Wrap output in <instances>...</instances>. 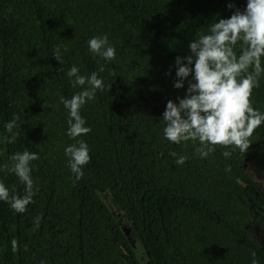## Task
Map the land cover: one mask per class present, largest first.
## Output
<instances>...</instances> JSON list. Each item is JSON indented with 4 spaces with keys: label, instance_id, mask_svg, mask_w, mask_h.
Instances as JSON below:
<instances>
[{
    "label": "trees",
    "instance_id": "16d2710c",
    "mask_svg": "<svg viewBox=\"0 0 264 264\" xmlns=\"http://www.w3.org/2000/svg\"><path fill=\"white\" fill-rule=\"evenodd\" d=\"M229 2L244 6V0H0V135L14 114L21 125L13 143H0V165L14 152L38 154L26 210L16 213L0 201V264H125L131 240L100 196L105 189L138 230L152 264H250L253 253L264 264V252L246 235L252 213L237 181L247 179L236 167L240 151L217 145L200 158L191 141H166L160 126L166 101L184 95L172 87L174 68L165 73L176 55L188 53L189 39L230 15ZM101 35L116 50L107 63L88 50L87 41ZM58 45L60 64L52 57ZM99 64L103 88L80 109L91 130L70 138L61 98L80 88L67 70L75 65L87 76ZM249 99L264 112V73ZM249 139V153L264 158V123ZM78 140L90 159L76 179L64 149ZM225 150L234 154L225 157ZM172 152L185 155L184 163L176 164ZM0 182L10 194H24L14 173L0 170Z\"/></svg>",
    "mask_w": 264,
    "mask_h": 264
},
{
    "label": "clouds",
    "instance_id": "9594fccd",
    "mask_svg": "<svg viewBox=\"0 0 264 264\" xmlns=\"http://www.w3.org/2000/svg\"><path fill=\"white\" fill-rule=\"evenodd\" d=\"M228 17H218L208 24L207 31L188 40V53L176 55L174 63L165 75H171L174 68V89H184L183 97L175 101L169 99L160 115L164 122L163 137L169 143L181 144L192 141L194 152L205 158L215 150V146L230 147L231 151L244 152L249 147V138L254 129L264 123V112L254 108L249 97L252 89L264 73V0H244L241 9L229 2ZM88 50L94 57L105 63L115 57V48L109 43L107 35L93 36L87 41ZM62 53L60 46L52 51V57L59 64ZM104 64L98 71L81 75L77 66L72 65L66 75L73 87L80 91L71 98H61L67 110L66 135L80 137L91 129L85 125L80 114L81 107L94 98L97 90L103 88ZM186 84V87H185ZM18 116L4 123V134L0 143H13L20 134ZM68 166L76 179L82 174V166L89 161V150L83 140L70 144L64 149ZM229 150L222 155L228 157ZM175 163L180 165L185 155H177ZM38 154L27 150L14 152L8 163L0 165V170L14 173L24 186V194H10L9 188L0 182V201L9 204L16 213H23L34 195L31 162ZM15 248L16 241H11ZM250 264H258L255 253Z\"/></svg>",
    "mask_w": 264,
    "mask_h": 264
},
{
    "label": "flooded vegetation",
    "instance_id": "af4514ba",
    "mask_svg": "<svg viewBox=\"0 0 264 264\" xmlns=\"http://www.w3.org/2000/svg\"><path fill=\"white\" fill-rule=\"evenodd\" d=\"M160 126L162 128L164 127V122L162 121L161 117H160ZM249 141H250V139H249ZM190 144H195V143L191 141ZM251 148H252V146L249 145V147L244 152H240L242 155V158H238L236 160V167L241 171L242 175H245L247 178L245 180H241V179L237 178V181L242 185V187L245 189V191H247L249 194L248 204H249V208H250V211L252 214H251L250 220H249L250 223L246 227L247 231H248V226L252 223H255L256 220H258V219L259 220L262 219L263 222H261V224L257 228L260 229L262 226L264 227V194H263L264 192L262 191L261 184L253 178V171L255 172L254 173L255 176H257V174H260L264 177V158H261L259 154L258 155L253 154V156H252L250 154ZM187 153L191 155V152L187 151ZM233 154H234V152H231L230 156H232ZM191 157H192V155H191ZM234 161H235V158H234ZM249 164H250V166H249ZM238 177H240V176L238 175ZM99 194H100V196H102L104 198V203L107 206H109L111 211L115 212L117 214V217L120 219L122 224H125L126 221H129L127 219L126 215L116 207V204L114 202V196L112 195V193L110 192L109 189L102 190L99 192ZM259 216L261 217V219L259 218ZM125 229H127V228L124 225L123 226V232L125 231ZM126 238H128V237H126ZM55 240H57V238H55ZM50 243L57 244V242L53 241L51 238H50ZM129 246H130V251L127 249L126 250L123 249V255H124L123 261H124V263L129 264L128 260H132V264H134L136 262H137V264H139L138 259H137L136 248H135L136 244L131 241Z\"/></svg>",
    "mask_w": 264,
    "mask_h": 264
},
{
    "label": "water",
    "instance_id": "95a60500",
    "mask_svg": "<svg viewBox=\"0 0 264 264\" xmlns=\"http://www.w3.org/2000/svg\"><path fill=\"white\" fill-rule=\"evenodd\" d=\"M254 173L255 172L253 171V178L261 184L262 191L264 192V177L257 173H256L257 176H255ZM254 224L255 223H252L248 226V231L246 232V235L256 246H258L264 252V227L262 226L259 229L257 228L259 225L254 226ZM124 225L127 228L124 231L125 235L128 237L129 240H131L133 243L136 244L135 248H136L138 263L152 264L149 255L147 253V250L136 228L132 226L129 221H126Z\"/></svg>",
    "mask_w": 264,
    "mask_h": 264
},
{
    "label": "rangeland",
    "instance_id": "374dc122",
    "mask_svg": "<svg viewBox=\"0 0 264 264\" xmlns=\"http://www.w3.org/2000/svg\"><path fill=\"white\" fill-rule=\"evenodd\" d=\"M259 218L261 219V217L259 216ZM260 222H263L262 221V219L261 220H256V222H255V224H254V226H258V225H260L261 223Z\"/></svg>",
    "mask_w": 264,
    "mask_h": 264
}]
</instances>
